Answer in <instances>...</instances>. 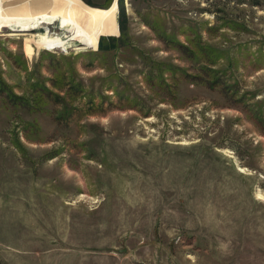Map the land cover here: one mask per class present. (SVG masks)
I'll list each match as a JSON object with an SVG mask.
<instances>
[{
    "label": "rangeland",
    "instance_id": "rangeland-1",
    "mask_svg": "<svg viewBox=\"0 0 264 264\" xmlns=\"http://www.w3.org/2000/svg\"><path fill=\"white\" fill-rule=\"evenodd\" d=\"M83 1L0 0V264H264V0Z\"/></svg>",
    "mask_w": 264,
    "mask_h": 264
},
{
    "label": "bare ground",
    "instance_id": "bare-ground-1",
    "mask_svg": "<svg viewBox=\"0 0 264 264\" xmlns=\"http://www.w3.org/2000/svg\"><path fill=\"white\" fill-rule=\"evenodd\" d=\"M51 1V0H50ZM49 0H33V4L37 6L40 10L43 12L48 10L50 4ZM53 2L57 3L58 6H60L59 9L61 10V13L59 14L60 17L66 15V19L70 18L71 22L73 23L74 29L76 31V34L79 32L85 33L88 37H100V35L103 36V34H117L118 30V22L116 20V14L117 12L111 13L110 11L114 8H117L116 4L113 3L107 7V8H101L96 7L87 4L83 0H52ZM48 2V4H47ZM77 11V12H76ZM78 11H81L79 14ZM92 11V13H89ZM106 13L109 16L104 17V20L101 18L100 20H96L95 18L89 19V16L92 14L94 16H104ZM85 14V16L83 15ZM127 14V13H126ZM83 17V19L77 18L78 16ZM72 17V18H71ZM85 17V18H84ZM24 19H27L26 17ZM127 19V18H126ZM127 21V20H126ZM67 24V23H66ZM18 26L17 31H28L32 30L34 28H37L36 32H42L46 29L45 25H13ZM5 27L10 26H0V31H2ZM71 28V27H70ZM15 31V30H13ZM16 31V32H17ZM13 33V32H12ZM60 37V40L62 42L63 47L67 48L70 46V42L72 40L78 39L76 35H68L67 33H57ZM98 40H76L78 44H97ZM103 41V40H102ZM105 42V40L103 41ZM96 47V45H95ZM242 172H244V169H240ZM261 194V193H260Z\"/></svg>",
    "mask_w": 264,
    "mask_h": 264
}]
</instances>
